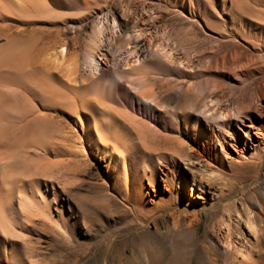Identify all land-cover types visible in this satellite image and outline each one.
<instances>
[{"label":"bare ground","instance_id":"obj_1","mask_svg":"<svg viewBox=\"0 0 264 264\" xmlns=\"http://www.w3.org/2000/svg\"><path fill=\"white\" fill-rule=\"evenodd\" d=\"M131 2L114 3L99 12L101 18L83 33L75 29L73 36L82 39L71 50L64 39L45 41L40 35L36 40L18 31L14 35L8 31L11 27L0 31L9 43L25 44L13 50L8 44L4 53L9 62L4 69L8 66L18 74L17 79L10 78V89L22 88L17 101L14 96L6 99L7 131L19 132L21 144L42 150L34 155L37 166L30 169L28 179L5 171L0 161V211L9 218H50L54 203L60 217L52 221L62 234L59 209H71L69 187L87 171L89 156L99 161L94 174L101 188L98 193L105 197L114 188L130 206L151 203L155 211L160 201H180L187 181L189 198L180 204L196 207V198L206 199L209 181L204 177L211 169L264 158V65L254 53H238L237 40L247 37L242 40L253 47L264 44V2H175L179 13H187L188 7L194 17H201L203 26L201 19L195 22L204 32L220 28L237 40L230 52L218 57L193 55L194 40L187 33L167 30L152 3ZM40 4L7 1L6 22L12 15L17 19L36 15ZM249 13L256 18H248ZM109 18L114 27L108 25ZM27 24L34 21L21 22L22 30ZM251 34L260 37L258 43L249 39ZM58 114L63 118L56 119ZM39 172H49L54 179L35 178ZM232 207L224 232L215 237L227 259L212 257L207 246L196 244L198 212L191 216L171 212L155 222V233L165 229L182 239L166 244L168 263L264 264V205L258 211L245 204ZM242 224L256 236L255 244L241 237ZM0 233H7L1 221Z\"/></svg>","mask_w":264,"mask_h":264},{"label":"rangeland","instance_id":"obj_2","mask_svg":"<svg viewBox=\"0 0 264 264\" xmlns=\"http://www.w3.org/2000/svg\"><path fill=\"white\" fill-rule=\"evenodd\" d=\"M7 1L9 0H0V31H7L11 27L8 31L13 32L14 35L18 32L24 33L29 38L36 40L40 35L45 38V41L50 38L64 39V41L67 40L70 50L74 47L78 48L81 44L82 35L79 38L73 36L75 29H81L82 33L85 29L89 30L91 25L101 18L99 12L108 11L114 3L127 5L132 1L131 3L137 5L138 1H146L152 3L156 11L161 13L162 24L166 26L167 30L180 34L187 33L194 40L193 45L196 46V51L191 52L193 55L197 54L198 57L208 56L209 53L217 57L226 55L233 48L232 41L238 40L240 44L238 53H254L258 61L264 65V44H256L253 47L252 44L242 40L247 37L233 40L227 36L226 30L220 28H213L212 32H204L201 28L204 24L201 17L198 15L194 17L189 13L188 7L187 13L180 12L182 13L180 14L178 11L180 8L175 3L176 1H249L254 5L255 1L264 2V0H34L41 1L40 7L37 8V14L25 15L24 19L22 17L17 19V16L12 15L13 18H10L11 21L9 20L10 25L7 24L9 22H6L10 14ZM54 1H64V4ZM83 1H88L89 5L85 7ZM201 7L203 8V6ZM195 18L201 19L200 27L195 22ZM248 18L255 19L256 17L249 13ZM30 19L34 21V24H27L25 30H22L20 23ZM109 21L108 25L114 27L111 18ZM104 22L106 21L104 20ZM73 26L74 28H72ZM59 31L61 34L57 35L56 32ZM116 31L120 32L119 27ZM34 35L35 37H33ZM249 39L258 43L260 37L251 34ZM8 44L12 45L9 46L12 47L10 50L25 46V44L15 42L18 46L13 47L15 44L13 45L0 37V56L7 53L5 51H9ZM2 58L4 63H0V161L3 162L5 171H14V174L18 173V177L22 176L21 178L28 179L27 175L30 178L31 170L37 166L38 160L36 161V159L38 157L34 155L42 150L35 146L32 148V146L21 144L19 132L12 133V136L7 131L10 123L7 122L9 113L5 109L6 99L14 96L17 101L22 88L18 86L16 88L18 92L10 89V78L17 79L18 74L9 70L8 66L4 69L3 66L9 62L6 60V54L0 57V62H3ZM16 84L19 85L18 82ZM166 102L170 104V100ZM18 113H20L19 110H15V114ZM56 117V119L63 118L61 114ZM16 120H18L17 116ZM23 137L25 138V136ZM50 158L52 159L54 156L51 155ZM98 162L89 156L85 162L90 164L87 171L80 175V180L70 185L71 193L68 198L71 200L72 207L68 209L66 206L59 209L62 234L58 233L52 221L60 217L54 203L50 205L49 213L52 215L50 218L43 216L34 221L26 216H22L19 220H13L6 213L0 211V221L7 231L4 236L0 233V264H170L168 263L169 255L166 253V244L170 241L179 242L182 239L173 238L172 234L165 229H160V233H155L153 225L155 222L162 221L168 213L191 216L194 211L199 213L195 225L196 244L200 248L207 246L212 257L227 259L228 253L224 252L222 244L220 245L215 237L224 232L229 209H233L232 206L240 208L245 204L250 209L258 211L259 206L264 205V158L230 168L221 166L211 169L204 177L209 181V189L203 194L206 199L196 198L198 205L196 207L189 206V209L180 204L181 202L185 204L186 199L189 198L190 182L187 181L181 200L160 201L159 211H155L154 205L151 203L130 206L124 199L123 193L114 188H110L111 190L107 193L109 195L105 197L98 193L101 188H99L97 176L94 175L98 171ZM183 166L186 167L187 164H183ZM11 167L12 169H10ZM34 177L40 180L54 179L52 178L53 174L49 172H39ZM34 177L32 176L33 179H35ZM159 191H162L160 182ZM210 191L212 193H209ZM81 198H84L86 202ZM165 198H167L166 195ZM1 205L3 206L0 202V208ZM45 212L47 214L48 210ZM140 215L145 216L146 219ZM239 230L242 238L255 244L256 236L245 224H242Z\"/></svg>","mask_w":264,"mask_h":264}]
</instances>
